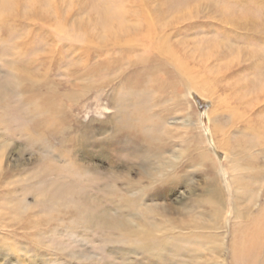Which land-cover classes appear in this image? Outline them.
<instances>
[{
	"label": "rangeland",
	"instance_id": "1",
	"mask_svg": "<svg viewBox=\"0 0 264 264\" xmlns=\"http://www.w3.org/2000/svg\"><path fill=\"white\" fill-rule=\"evenodd\" d=\"M22 1L16 0L19 11L8 12V19L2 20L7 23L4 25L2 22L0 26V29L3 28V31L0 30V83L9 82L11 88L10 92L0 93V217L23 218L21 210L28 213L25 219L17 220L16 228L0 223V264H207V259H215L216 255L211 258L208 256L211 252L203 251L204 244L200 241L195 240L191 244L198 248L191 246L188 243L190 239L184 238L185 230L182 235H172L174 239H179L182 250L180 253L173 251L167 258L157 252L149 255L137 250L139 254H135L131 245L136 248V243H131V240L138 237H133V234L141 227H148L152 234L160 235L159 225L165 215L160 210L163 206L168 211L181 210L185 214L183 224L192 221L193 224L211 225V217L206 215L210 209L201 202L208 197L201 196L211 188V184L213 186V180L218 182L216 176L224 190L220 203L222 212L229 213L233 209L230 201L234 188L229 185L228 171L233 168V172L239 175L246 174V167H242L246 161L250 164V172L243 184L248 191L240 195L237 214L241 217L245 214V208L249 207L247 198L252 199L250 205L258 200L251 208L254 214L264 203V194L261 196L259 192L260 187L264 188V0L145 1L147 10L159 21L158 25L169 24L165 30L170 34L169 39L161 42L178 48L185 56L187 64L184 65L196 75L210 69L207 77L211 76L215 82L208 86L211 89L207 98H202L200 92L188 93L180 85L171 89L173 91L166 88L160 103L163 113L156 107V101L150 103L148 117L151 124L161 122L158 117L163 121L154 136L158 145L142 162L127 159L123 153L106 145L103 138L108 139L112 132L108 125H104L107 115L112 112L108 99L113 97L119 102L130 93H156L157 85L149 86V83L142 82V88L131 91L127 88L128 93L124 86L119 88L120 77L115 74L110 86L97 90L95 69L92 70L102 60L95 49L100 41H106L103 37L108 33L98 21H103L106 9L114 11L119 8L118 14L124 16L129 2L55 1L64 14L67 43L59 59L63 64H57V69L50 68L45 83L49 85L51 79L52 90L61 89L67 99L63 102L62 117L57 119L55 113L45 110L44 121L32 123L31 116L35 115L32 103L36 97L25 101L22 94H15V91H21L16 88L19 78L12 76L8 63L16 57L21 58L26 51V59L33 56L25 44L20 55V47L11 42L14 36L19 37L16 33L20 32L30 33V37L41 40L44 30L38 27H50L42 21L35 24L24 22L28 21L24 15L30 9ZM15 20L18 23H14ZM17 24L20 26L17 27ZM123 24L127 26L129 22L125 20ZM113 25L115 27L110 30L118 33L117 24L113 23L111 27ZM9 28L13 33H7ZM75 37L81 39L75 41ZM134 43L131 50L136 56L143 55L142 49H151L157 42L141 40ZM46 48L54 50L55 47ZM107 50L119 51L118 47L112 46ZM43 53H37L36 57L40 59ZM148 53V61L154 56L162 60L160 55ZM131 67L130 64L123 65L128 74L132 73ZM174 70L178 72L177 68ZM38 74L42 76L41 72ZM221 74L224 75L221 77ZM160 76L156 77L157 80ZM200 81L198 79L197 84ZM212 87L215 88L213 91ZM73 91L79 96L71 98L69 93ZM55 104L58 106L57 102ZM234 114L243 115L245 122L242 116V120L236 119ZM189 115L194 128L183 123ZM248 124L260 134H243ZM212 125H217V140L223 142L225 138L227 141L226 161L224 154L211 146L214 139ZM39 127L49 133L45 136L43 132L45 137L33 145L30 137L32 134L42 135ZM101 127L103 143L97 146L92 139L97 138ZM164 128L169 131L167 137L163 136ZM257 138L262 144L253 147L252 141L255 144L259 142ZM204 148L209 150V157L214 163L212 169L209 168L210 175L205 173L206 168L201 167L199 161H195ZM113 155L122 156L125 162L113 160ZM188 158L193 160V165L183 167L176 176V180L181 182L169 183L166 192L165 189H156L162 182L161 178L147 180L141 176V172L149 167L156 168L175 159L179 167L184 166ZM150 162L153 163L148 165ZM211 175L214 178L208 183ZM94 176L95 179L91 180ZM140 180L143 185L146 183L149 186L146 194L132 188L133 182L143 187ZM171 216L177 218L175 214ZM227 217L234 215L227 214ZM5 219L0 218V221ZM233 220L232 224H225L236 230L245 226L241 225L243 217ZM216 228H207L205 232L213 236L222 234V230L218 226ZM177 229L176 232L181 231V228ZM227 237H230L229 231Z\"/></svg>",
	"mask_w": 264,
	"mask_h": 264
},
{
	"label": "bare ground",
	"instance_id": "2",
	"mask_svg": "<svg viewBox=\"0 0 264 264\" xmlns=\"http://www.w3.org/2000/svg\"><path fill=\"white\" fill-rule=\"evenodd\" d=\"M55 1L56 0L22 1L26 4V7L30 9L28 10L27 15H24L28 21L24 22H31L35 24L38 23L37 21H42L41 23L48 25L50 28L42 29V27H38L39 29L44 30V34L41 40L30 37V33L21 34L20 31V33H16L15 31V33L19 37L14 36L11 44H15L16 46L20 47V49H18L20 55H22L23 53V46L25 44L30 49V53L33 57H29L30 59H26L25 55L28 52L26 51V54H24L21 58H17L14 55L16 57V62L13 59L9 61V63L7 62L9 70L12 71V76L17 75L19 78L16 84V88L21 91L16 92L14 90L15 94H18V96L22 94L23 100L25 101L32 100L36 97V100L34 101V103H32V110H35L34 114L37 116H31L32 120L30 121L32 123L44 121L43 113L45 112V110L47 113H55V117L57 119L59 117H62L64 107L63 102L65 98L67 99L66 94L61 93V89L56 88V90H52V86H50L51 79H49V85L48 82L45 83V78H49L50 68L57 69V67H59V64H63V61H59V59H61L60 56L62 55V49L67 43L65 33V19L63 18L64 14L59 8L60 5H58ZM126 1L129 2L130 6L128 8V12L125 13L124 16L122 15V13H120L121 15L118 14L119 8H117L114 9V11L111 9H106V11L103 12V21H98L97 18L98 24H101L102 27L105 28V30L107 29L106 31L108 33L103 37L106 41H100V45L95 49L98 51V53L96 52L97 56L101 57L102 60L97 62L95 64L96 68L93 67L92 70L95 69L93 73L97 78V90H99L103 86L104 88L110 86L114 80L112 76L115 74L116 77H120V81L118 83L119 88L121 89L124 86V89H126L128 93H130L129 91L133 90L134 88H142V82L145 84L149 83V86L151 84L157 85L158 90H156V93H151L148 91L152 95L140 91V94L136 93V95H131L132 93H130L129 95H126L125 99L119 102L116 101L113 97H109L108 99V102L111 103L112 112L107 115V120L104 125H108L112 132L108 139L103 138L104 140H106V145L114 148L113 151H119L123 153L127 159L131 158L133 159V161L138 160L139 162H142V160H145L146 157H148V154L150 152H153V148L158 145L154 139V136L157 129L160 130L162 125L161 122L163 121L160 117H158L161 122H157L156 125L151 124L150 118L148 117V114L151 112L150 103L156 101V107L159 109L160 113H163L161 111L163 109V106H160V103L163 99L162 94L164 90L166 88H169V90L175 89L179 85L183 87V89L188 91V93L200 92L199 94L202 96V98H207L208 92L211 89H208V86L211 87L210 84L214 83L215 80L211 76L207 77V75L210 74V69H208L207 71L205 70L206 75L205 72H203V74L201 75H196V72H191V69L186 68V66L184 65V63H187L185 62V56L181 54L182 52L178 48L168 43L161 42L167 41L169 39L170 34L165 31L168 29L167 26L169 24L163 27L157 24L159 22L157 18H154V14L146 8V0ZM11 11L14 13H17L19 11L18 3L16 2V0H0V26H2V20L6 21L5 19H8L7 13ZM18 19H21V17H18ZM23 19L24 18H22L21 20ZM125 20L129 22V25L125 26V24H123V21ZM5 23L7 22H3L4 25ZM14 23L18 22L15 20ZM113 23L117 24L116 28L119 31L118 33L110 30V28L115 27V25L111 27ZM16 26L18 27L20 25L17 24ZM2 29L0 30L3 31ZM8 31L9 33L12 32L10 28L7 30V33ZM2 34L4 33L2 32ZM120 36H123V40L120 39ZM79 39H81V37L73 38V40L75 41H79ZM42 40L45 42H42ZM141 40L157 43L154 44L151 49H142L141 51L144 52L143 55H141L140 53V55L135 56V52L132 51L131 48L134 47L135 41ZM84 41L86 40L84 39ZM51 45H54V50H48L46 48V46ZM110 46H112L113 48L118 47L119 51L111 52V50H107V47ZM41 50L44 51V53L39 59L36 57V54L42 52ZM152 52L160 55L162 57V60L159 61V58L154 56L150 61H148V59H146L147 53L149 55ZM149 62H151V64ZM124 64H130L132 66V73L128 74L129 72H126L127 68H123ZM175 68H177L178 70L177 73L174 70ZM212 70L211 73H213ZM38 72H41L42 76L38 74ZM159 75L162 76H160L157 80L156 77ZM223 75L224 74H221L220 76L222 77ZM198 79L201 80L199 84H197ZM189 81H191L192 83H189ZM44 86L49 87L48 89L45 87V92H43ZM127 88H129V91ZM214 89L215 88H213L212 91ZM137 90L135 92H137ZM10 91L11 88L9 82H7L6 84H4L3 82L0 83V93H6ZM69 96L73 98L74 96L78 97L79 94L73 91L69 93ZM173 99H176V97H174ZM56 102L58 106L55 104ZM75 109H77V107ZM241 116L243 119V115L241 114H236L235 118L241 119ZM190 121L191 117L189 115L183 120V123L187 127L194 128L193 123H190ZM243 122H245L244 119ZM215 126L217 125H212L211 134H213L212 138H214V143L212 142L211 146L214 149L216 148L218 149V151H221L224 154L226 161L227 141L223 137V142L217 140V131L215 129ZM102 127L97 131V138L92 139L93 143L97 144V146L103 143L100 137V135H102ZM245 128L243 130V134L245 133V135L255 136L257 134H260L259 131L255 130L256 128H250L249 124ZM39 129L42 131V135L32 134L33 136L30 137L31 144L33 145L38 143V139H40L41 137H45L49 133L46 132L47 130L43 131L40 127ZM43 132L45 136H43ZM159 134L162 135V133ZM168 134L169 131L165 129V131L163 132V136L167 137ZM78 137L83 138L80 134H78ZM165 140H168V138H166ZM258 140V144H255L256 142L254 143V141H252L253 147H258L262 144V141L259 138H257V141ZM256 153L258 152L256 151ZM209 154V150L207 148H204V151H201L197 155L195 161H199L200 166L206 168L205 173L207 172L210 175L211 171L209 168L212 169L214 163L210 159ZM122 158V156L119 157L118 155L112 156L113 160L117 159L124 163L125 161H123ZM251 159L252 161H254L255 157ZM175 160L174 162H166L158 165L156 168L149 167L147 171L141 172V176L143 177V179L147 180H157V178H161L162 182L158 187H156L155 184H151V186L156 187V189L160 190L165 189L164 191L166 192L169 183H177L178 181L181 182L180 179L176 180V176L178 175L179 171L185 166L191 167L193 165V160L190 158L187 159L186 165L181 167H179L175 163ZM234 162H236V160H234ZM152 163L153 162H150L148 165ZM249 165V162L246 161V163L242 166L246 167L247 173L250 172ZM235 167L237 170V165ZM233 171H235V169L233 168L229 169L228 171L229 185L231 184V186H233L234 188L230 201L231 205L233 203V209H231L229 213L222 212V206H220V203L224 198V190L223 188H221L218 176H216L218 182L215 183L213 180V186L211 184V188L208 189L210 193L207 190V192L201 196L202 198L204 196L208 197L207 199H203L201 202L207 205L210 209L208 210L206 215L208 217H211V225L193 224L192 221H188L183 224L182 217L185 214H183L181 210L170 209L168 211L167 207H160V210L165 213L163 221L159 225L160 235L152 234L151 231L147 229L148 227H141V229H138V231L133 234V237H138L131 240V243H136V248L131 245V249L133 250V252L135 254H139L138 251H141L140 253L149 255H151L153 252H157L163 258H167V256H169L173 251H175V253H180L179 251H181L182 249L180 248L181 245H179L178 243L179 239H174L175 236L172 235H175V233L177 235H182V231L185 230L184 238L190 239L188 241L190 245L193 241L198 240L200 241V243L204 244L202 246L203 251L211 252L208 253V256H211L212 258L216 255L215 259H207V264H264V203L254 214L251 208L255 205L256 201L258 202V200L256 199L254 201V205H250V201H252V199L247 198L246 201L249 207L245 208L244 210L246 212L242 216L244 218V221L241 224L245 226H243L240 230H236L237 228H233L231 225L227 226L225 224L226 222H233V219L235 218L237 220H239V218H242L239 214H237L238 200L240 198V195L243 194V191L244 193L248 191L247 187H245V185L243 184V182L247 181V173L239 175V173H235ZM241 171L245 172V169L241 168ZM162 172L164 173L162 174ZM157 173L159 175H157ZM211 178H214L213 175L209 176L208 183H211ZM90 179L94 180L95 176ZM140 182L142 184V180H140ZM142 186L143 187L134 182L132 183V188H137L141 191L142 194H146L145 192L147 191L149 186L146 183H144V185L142 184ZM259 192L261 196L264 194L263 186L260 187ZM21 212L23 213V218L25 219L28 211L21 210ZM231 213H233L234 217H227V214L231 215ZM171 214L177 215V218H173ZM0 218L5 219L6 216L5 218ZM23 218H8L4 221L1 220L0 223L5 224L9 227L16 228L15 223L19 220H23ZM217 226L222 230V234H214L213 236L205 232L207 228L217 229ZM177 228H181V231L176 232L178 231ZM228 231L230 232V237H227ZM191 246L198 248L196 245ZM220 252H222L223 255H219Z\"/></svg>",
	"mask_w": 264,
	"mask_h": 264
}]
</instances>
